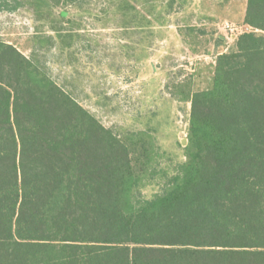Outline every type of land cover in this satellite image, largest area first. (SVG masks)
I'll list each match as a JSON object with an SVG mask.
<instances>
[{
  "label": "trees",
  "instance_id": "16d2710c",
  "mask_svg": "<svg viewBox=\"0 0 264 264\" xmlns=\"http://www.w3.org/2000/svg\"><path fill=\"white\" fill-rule=\"evenodd\" d=\"M245 23L211 86L184 93L186 160L150 198L152 143L128 144L0 39V264H264V0Z\"/></svg>",
  "mask_w": 264,
  "mask_h": 264
},
{
  "label": "rangeland",
  "instance_id": "374dc122",
  "mask_svg": "<svg viewBox=\"0 0 264 264\" xmlns=\"http://www.w3.org/2000/svg\"><path fill=\"white\" fill-rule=\"evenodd\" d=\"M7 1L13 8L0 11V39L128 144L152 143L137 196L162 192L186 160L184 93L211 86L217 57L239 37L224 23L245 32L248 0ZM134 149L136 161L147 160L140 143Z\"/></svg>",
  "mask_w": 264,
  "mask_h": 264
},
{
  "label": "built area",
  "instance_id": "2783aa9c",
  "mask_svg": "<svg viewBox=\"0 0 264 264\" xmlns=\"http://www.w3.org/2000/svg\"><path fill=\"white\" fill-rule=\"evenodd\" d=\"M246 27H247V30L245 32L254 30L253 27L248 25V24H246ZM224 29L226 30V32L231 33L232 35L234 33H236L237 35L240 36L241 34L245 33L244 30H240V26H238L236 23L230 22V21H226L224 23Z\"/></svg>",
  "mask_w": 264,
  "mask_h": 264
},
{
  "label": "water",
  "instance_id": "95a60500",
  "mask_svg": "<svg viewBox=\"0 0 264 264\" xmlns=\"http://www.w3.org/2000/svg\"><path fill=\"white\" fill-rule=\"evenodd\" d=\"M188 140H186V142H187Z\"/></svg>",
  "mask_w": 264,
  "mask_h": 264
}]
</instances>
